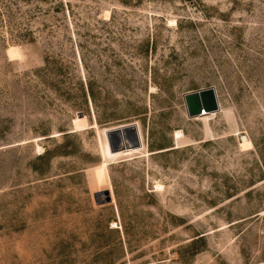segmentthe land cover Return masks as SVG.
Segmentation results:
<instances>
[{
    "label": "rangeland",
    "instance_id": "rangeland-1",
    "mask_svg": "<svg viewBox=\"0 0 264 264\" xmlns=\"http://www.w3.org/2000/svg\"><path fill=\"white\" fill-rule=\"evenodd\" d=\"M0 264H264V0H0Z\"/></svg>",
    "mask_w": 264,
    "mask_h": 264
},
{
    "label": "water",
    "instance_id": "water-1",
    "mask_svg": "<svg viewBox=\"0 0 264 264\" xmlns=\"http://www.w3.org/2000/svg\"><path fill=\"white\" fill-rule=\"evenodd\" d=\"M183 97L187 114L190 117L218 109L216 93L212 87L187 92ZM77 116L82 117L83 115L82 113H78ZM106 139L109 149L112 152L138 146L139 137L137 126L135 124H129L119 128L111 129L106 132ZM103 192L106 200L99 199L97 197V193L94 194V199L97 204L103 203L104 201H109L110 196L108 191L104 190Z\"/></svg>",
    "mask_w": 264,
    "mask_h": 264
},
{
    "label": "bare ground",
    "instance_id": "bare-ground-1",
    "mask_svg": "<svg viewBox=\"0 0 264 264\" xmlns=\"http://www.w3.org/2000/svg\"><path fill=\"white\" fill-rule=\"evenodd\" d=\"M210 112H216V111H210ZM210 112H204V113H210ZM204 113H202V114H204ZM199 115H201V114H199ZM196 116H198V115H196ZM193 117H195V116H193Z\"/></svg>",
    "mask_w": 264,
    "mask_h": 264
}]
</instances>
